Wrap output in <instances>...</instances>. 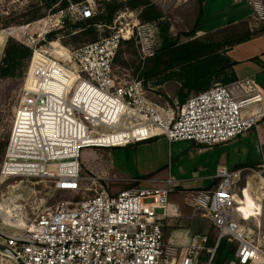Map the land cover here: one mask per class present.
Returning <instances> with one entry per match:
<instances>
[{"label": "built area", "instance_id": "1", "mask_svg": "<svg viewBox=\"0 0 264 264\" xmlns=\"http://www.w3.org/2000/svg\"><path fill=\"white\" fill-rule=\"evenodd\" d=\"M245 1L255 18L264 22V1ZM96 13L93 0L71 3L49 13L46 29L35 32L38 36L22 41L32 56L14 112L1 181L39 178L80 197L57 201L17 232L2 227L0 244L5 248L0 253L14 264H201L205 251L203 264H213L220 242L226 239L235 247L230 264L264 263V233L255 239L237 214L242 205L237 186L252 168L231 171L218 166L215 186L184 193V203L192 213L208 217L217 236L212 245L204 235L182 247L169 244L164 233L174 192L172 178L165 186L115 191L111 183L115 179L109 174L82 171L80 151L86 147L113 148L157 136L214 146L253 130L264 118V92L253 78L215 84L176 110L166 111L148 99L142 80L118 76L114 58L123 41L140 44L145 52L147 39L143 40L139 20L114 27L110 35L80 48H62L60 55L43 44L46 34L63 27L67 19L84 20ZM19 118L27 122H18ZM119 132L121 136L113 138ZM7 200L11 199L2 198L0 203Z\"/></svg>", "mask_w": 264, "mask_h": 264}, {"label": "rangeland", "instance_id": "2", "mask_svg": "<svg viewBox=\"0 0 264 264\" xmlns=\"http://www.w3.org/2000/svg\"><path fill=\"white\" fill-rule=\"evenodd\" d=\"M93 1L95 2L98 12L100 2L103 0ZM150 1L156 4L163 14V17L160 19L163 29L160 33L158 23H141L143 24L142 29L144 30L143 40L145 38L147 39L143 41L145 52H143L141 48L142 46L140 44L134 43L133 41H129L128 43L127 41L125 43L122 42L123 44L117 53V60L114 62V71L118 76L122 78L125 77V79L129 81H144L141 79L144 61L149 57L147 54L151 52L154 54L156 50L160 48L163 36L165 35V31L163 30L166 25H168L166 35H168L172 39L171 41L175 42L176 45L183 44L194 39L206 42L215 38L208 33H201L199 31L196 32L194 36L187 35V32L195 26L197 21L199 10L201 9V3L199 0ZM207 1L208 3L204 4L202 7L203 14L201 20H198L199 28L206 32L215 26L227 23L224 21L229 19L227 18L228 0ZM36 3H39V0H0V63L4 56V46L7 39L13 38L22 43L26 37L29 38L32 34L33 36H38V33L35 32H41L42 30L46 29L47 25H44V23L49 13H51L46 9H42L41 12L44 13V16L40 19L25 24L18 23V21L23 19L21 15L29 12L32 9V5ZM139 13L140 11L138 9L133 10L124 8L115 14L112 23L107 25H96L98 37L97 40L110 35L113 32L112 28L114 27L115 29H118L127 23L132 25L137 20L140 21ZM67 20L69 25L65 22L63 27L52 28L46 34V42L43 43L49 49H51V52L56 51V55L64 53L62 48L72 50L94 42L91 41L87 36H81L78 42L70 40L69 34H74L77 32V28L74 26L80 20H75L73 18ZM5 21L11 22L9 27H3ZM34 23H37L38 26H36ZM26 25L27 27H25ZM15 27H23L24 30L23 32L16 33L15 35L8 33L9 29H13ZM30 27L33 28L29 29ZM53 32L56 33L55 37L48 39L47 35ZM218 38L219 37L215 39ZM67 41H70V43H65ZM227 49V46L223 47L220 52L223 54L227 51ZM160 52L162 53V51ZM28 65L22 77L16 76L14 78L0 79V146L5 140H7L8 144L15 108L18 104L22 88L25 83ZM180 71V68H174L169 72H165V70H163V73L158 75L156 78L143 82L146 88L148 99L166 111L170 108L176 110V106L179 105L176 99V92L180 87L179 80H176V78L179 77ZM168 73H170V77H172V79L163 81V78ZM212 84V86H214L215 84L222 83L220 80H217V78H214ZM193 95H195V92H192L189 95V98ZM165 140V136H159L152 140L135 142L129 145L116 146L113 148H83L80 151L79 158L81 169L83 172L88 173L93 172L96 174H109L115 179V181L111 183H113L114 186L118 185L119 190L130 188L136 185H140L142 187H153L145 186L147 182L144 181V178L150 173H158V171L160 172V177L164 176V170L160 169L169 163L170 156V150L167 142L165 143ZM220 145L221 144H219V146ZM5 151L6 147L5 149L0 147V169L5 157ZM210 153H212V155L213 153L216 155L215 150ZM258 164L259 165L250 167L253 169V171H246L244 173L243 179L238 183L236 190L239 195L237 199L239 203L242 204L241 206H238L237 210L240 224L244 226L246 231L252 234L255 239L264 233V162L262 161V163ZM146 178H148V180L152 179L151 176ZM129 179L137 180V182L125 181ZM249 182H252V184L255 186L250 188ZM205 183L207 182H201L198 184L204 185ZM186 185L197 184L187 183ZM13 190H19V194H16L19 198L14 199V201H17V203H10L11 218L5 222L13 223L12 225L21 224L23 222L22 219L25 223L29 222V220L33 219L37 213L49 209L59 200L80 197V194L71 195L57 190L55 185L48 180L17 177L1 181L0 178V199L3 198L5 200L9 198L12 193L11 191ZM175 192L176 191L173 193ZM171 196L172 197H170V201L174 203V205L182 212V214H186L187 219L189 218L188 220H186L185 217L181 219L186 220L181 221V223H184L183 226L190 225V228L187 230L189 236L192 238L193 234L198 233L200 228V232L204 233L210 229V242L213 244L217 236V231L214 226H211L210 219L208 217L202 216L199 212L193 213V216H191V210L184 205V194L176 193ZM256 203L260 204V208H256ZM12 218L15 219L13 220ZM2 221L3 214L0 216V229L5 231L2 229V227L6 228L4 225H2ZM232 246L234 247L233 244ZM207 257L208 254L205 251H202L200 254L201 264L206 262ZM225 259L226 264H230L231 261L235 260V257L226 256L225 258L224 250L221 254L220 261H224L225 263ZM215 262L216 254L214 256L213 264H215ZM258 262L261 263V261H257L256 264H259ZM0 264H14V262L10 256L0 253Z\"/></svg>", "mask_w": 264, "mask_h": 264}, {"label": "trees", "instance_id": "3", "mask_svg": "<svg viewBox=\"0 0 264 264\" xmlns=\"http://www.w3.org/2000/svg\"><path fill=\"white\" fill-rule=\"evenodd\" d=\"M86 1L87 0H39V3L32 5V9L29 12L21 15L23 19L18 21V23L25 24L40 19L44 16V13L41 12L42 9L54 13L59 9L67 8L71 3L80 4L86 3ZM199 2L201 3L202 0H199ZM124 8L133 10L138 9L140 11L139 19L141 23H158L161 33L163 27L161 26L160 19L163 17V14L158 6L150 0H103L100 2L98 12L93 17L80 20L75 24L74 27L77 28V32L69 34L70 40L78 42L81 36H87L91 41L97 40L96 25H107L112 23L115 14ZM200 14L201 9L199 10L198 18ZM197 21L195 26L187 32L188 36H194L195 33L199 31ZM10 23V21H5L3 27H9ZM66 23L69 25L68 20ZM167 29L168 25H166L163 30L165 31V35L163 36L160 48L144 61L141 79L144 80L143 82H146V80H152L162 74L163 70L169 72L174 68H180L179 77L176 78L180 83V87L176 92V99L179 105L184 104L192 92L198 94L211 88L214 78L220 80L222 84H228L236 80L232 70L234 63L227 54L228 50L234 45L245 42L254 35L264 32V26L251 29L247 21H241L208 33L215 38L219 37L218 39L214 38L206 42L194 39L176 45V43L171 41L172 39L166 35ZM55 35V32L50 33L47 35V38L52 39ZM123 42L125 43L126 41ZM128 42L129 41H127V43ZM65 43H70V41ZM226 46L228 49L222 54L220 50ZM160 51H162V53ZM117 53L114 62L117 60ZM31 56L32 49L30 47L13 38H9L5 44L4 56L0 63V79L14 78L16 76L22 77ZM171 79L172 77H170V73H168L163 78V81ZM0 147L5 149V147H7V140H5ZM256 165L257 163L252 164V166ZM224 250L225 258L226 256H234L235 254V248L232 244L227 242L226 239H223L216 251L215 264L226 263V259L225 263L224 261H220L221 254Z\"/></svg>", "mask_w": 264, "mask_h": 264}, {"label": "crops", "instance_id": "4", "mask_svg": "<svg viewBox=\"0 0 264 264\" xmlns=\"http://www.w3.org/2000/svg\"><path fill=\"white\" fill-rule=\"evenodd\" d=\"M206 3H208L207 0H202L200 4L201 14L198 18L199 21L203 14L202 7ZM254 15V9L245 0H228L227 18H229V21L227 19L224 21L227 23L215 26L208 32L202 31V29L199 28L198 21L197 26L201 33L214 32L230 24L241 21H247L251 29L264 26V22H257L259 20H257ZM227 54L234 63L232 70L235 78H253L264 92V32L254 35L245 42L234 45L228 50ZM166 142L170 150V156L169 163L160 169L164 170V176L160 177L159 171L158 173H150L146 177L151 176L152 179L148 180V178L145 177L144 181L147 182L145 186H165L167 179L172 178L174 180V191H176L173 194H184L191 190L209 189L215 186L217 182L214 176L218 166L223 165L233 171L251 167L253 163L259 165L258 163L264 162V118L258 121L257 126L253 130L227 143L221 144L220 146H205L188 141L170 142L167 138L165 140V143ZM213 150L216 151V155L210 153ZM130 180L132 179L125 181ZM201 182L207 183H205L206 185L198 184ZM187 183H196L197 185H186ZM113 190H119L118 185L113 186ZM184 205L188 207L185 203ZM191 216H193V213ZM184 217L186 220L189 219H187L186 214H182L174 203L169 201L167 217L163 221L166 241L169 244L182 247L188 245L193 240H199L197 236L206 235L209 238L208 244L211 245V238L209 236L210 229L204 233L200 232V228L198 233H194L191 238L187 232L190 225L183 226L184 223H181V221H186L181 220ZM210 223L211 226H213L211 220ZM258 263L262 264L260 262Z\"/></svg>", "mask_w": 264, "mask_h": 264}, {"label": "bare ground", "instance_id": "5", "mask_svg": "<svg viewBox=\"0 0 264 264\" xmlns=\"http://www.w3.org/2000/svg\"><path fill=\"white\" fill-rule=\"evenodd\" d=\"M36 26H38L37 25V23H34ZM33 26V25H32ZM25 27H27V26H25ZM31 28H33V27H30L29 29H31ZM25 29H27V28H25ZM23 27L22 28H13V29H9L8 30V33H10L11 35H15L16 33H20V32H23ZM33 33V32H32ZM48 119H55V121H51V122H56V118H48ZM18 122H27V121H25V118H19V121ZM51 133H55L56 134V131H52V130H50L49 131V134H51ZM121 134V132H119V133H117V134H114V136H113V138H115V137H118V136H121L120 135ZM135 134H136V131H135ZM111 137V136H110ZM249 185H250V188L251 187H254L255 185L254 184H252V182L250 183L249 182ZM12 193H11V195H10V201L8 202V201H5V202H2V203H0V208L2 209V211H3V221H2V225H4V226H6L7 228H10V227H13L14 228V230H16L15 232H17L18 230H21L22 229V227L25 225V222H24V220L22 219V221L24 222H22L21 224H14V225H12L13 223H5L9 218H11V213H10V203H17V201H14V199L15 198H19L18 197V195H16L18 192H19V190H13V191H11ZM19 194V193H18ZM23 196V195H22ZM21 197V196H20ZM22 198V197H21ZM259 198V197H258ZM258 202V201H257ZM256 208L258 209V208H260V204H258V203H256ZM13 220L15 219V218H12Z\"/></svg>", "mask_w": 264, "mask_h": 264}, {"label": "water", "instance_id": "6", "mask_svg": "<svg viewBox=\"0 0 264 264\" xmlns=\"http://www.w3.org/2000/svg\"><path fill=\"white\" fill-rule=\"evenodd\" d=\"M8 40V39H7ZM7 40H6V42H7ZM6 42H5V44H6ZM5 47V46H4ZM5 248V246H3L2 244H0V250H3ZM22 264V263H21Z\"/></svg>", "mask_w": 264, "mask_h": 264}]
</instances>
